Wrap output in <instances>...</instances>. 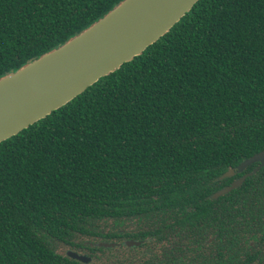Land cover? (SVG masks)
Returning <instances> with one entry per match:
<instances>
[{
    "label": "trees",
    "instance_id": "obj_1",
    "mask_svg": "<svg viewBox=\"0 0 264 264\" xmlns=\"http://www.w3.org/2000/svg\"><path fill=\"white\" fill-rule=\"evenodd\" d=\"M119 1L0 0V75ZM262 149L264 0H197L139 55L0 142V264H251L239 251L244 217L264 215V165L212 195ZM123 238L145 239V256L155 242L161 259L125 263L97 245Z\"/></svg>",
    "mask_w": 264,
    "mask_h": 264
},
{
    "label": "water",
    "instance_id": "obj_2",
    "mask_svg": "<svg viewBox=\"0 0 264 264\" xmlns=\"http://www.w3.org/2000/svg\"><path fill=\"white\" fill-rule=\"evenodd\" d=\"M197 0H121L64 43L0 75V142L45 117L84 91L100 77L139 55L167 32ZM258 162L264 149L241 161L242 171ZM229 168L222 176L234 174ZM247 174L220 189L214 197L239 186ZM140 242L126 239V246ZM114 247L115 242H97ZM66 255L83 263L91 257L74 250Z\"/></svg>",
    "mask_w": 264,
    "mask_h": 264
},
{
    "label": "flooded vegetation",
    "instance_id": "obj_3",
    "mask_svg": "<svg viewBox=\"0 0 264 264\" xmlns=\"http://www.w3.org/2000/svg\"><path fill=\"white\" fill-rule=\"evenodd\" d=\"M252 164H255V167H256L259 163L258 162H255V163H252ZM242 172L243 173L240 176H236V173L235 172H234V174H232L230 176H222L221 175V178H226V177H233V178L229 181V183L224 184L217 191H219L220 189H222V188L230 185L233 181L237 180L238 178H240L241 176H243L245 174H247L246 177L252 174V171H246V170L244 171L243 170ZM217 191H215L213 193L212 198L216 199V198H219L220 196H222V195L227 194L228 192H230V191H228L226 193H223V194H220V195L214 197V194ZM221 218L222 219H226V223H224L222 225V227H226L227 224L229 226H231V227H234L233 226V223L232 224H229V222L233 218H236V217H234V216H222ZM244 218H247L249 220L248 223L245 225V228H246L245 231L242 233L243 235H246L247 241H246V247L243 248L242 250H240L239 252L240 253H249V254L253 255V259H252V263L251 264H259L260 263V260L261 261H264V215H251V216H245ZM219 227H221V224H218L217 225V228H219ZM171 236H175V234L172 233ZM129 239H133V240H136V241H139L140 242L138 245H134L137 248L138 247H146L145 245H143L145 243V241H146L145 239H134V238H129ZM217 240H218L217 235L216 234H212V235H210L207 238V244L208 245H214ZM172 241H173V239L170 240V242H172ZM154 244L155 245H153V246L150 247V252H152L153 255H151V254H150V256L149 255L148 256H143L142 255V256H140V260L141 261L143 259L147 261V259L149 257V258H152L153 259V263H157L158 260L161 259V257L159 256V253H158L160 251V248L156 245L155 242H154ZM128 247H132V246H128ZM167 249H168V251L169 250H172L169 247ZM145 251L149 252L148 249H146ZM212 251L214 253H217V252H220V251L228 252V250H225V249L222 250L220 248H217V249L216 248H213ZM167 257L172 258L171 257V254L169 256H167ZM146 261H142V262H146Z\"/></svg>",
    "mask_w": 264,
    "mask_h": 264
},
{
    "label": "rangeland",
    "instance_id": "obj_4",
    "mask_svg": "<svg viewBox=\"0 0 264 264\" xmlns=\"http://www.w3.org/2000/svg\"><path fill=\"white\" fill-rule=\"evenodd\" d=\"M108 230H111L110 229V226H109V228H108ZM125 239H127V238H123V239H121V240H116V241H111V242H116L117 243V245L116 246H114V247H106V248H119V254H120V261H123V262H125L126 263V261L127 260H129L130 259V255H132L133 254V257L132 258H134V256L136 255V254H138V256L140 257V256H142L143 255V253L145 252V250L147 249V247H139V248H136V246H132V247H135L134 249H132V251H130V253H129V251L127 250V248H129L128 246H125L124 244H123V242H124V240ZM131 248V247H130ZM70 248H69V246H67V245H63V246H60L59 247V250L61 251V252H66L67 250H69ZM75 251H77V250H75ZM77 252H79V251H77ZM88 252L89 251H87V250H82V254H88ZM79 253H81V252H79ZM136 253V254H135ZM99 254H101L100 252H99ZM106 256H107V253L104 255V257H102L100 260H98V262H106L107 261V258H106ZM143 256H145V255H143ZM146 256H148V255H146Z\"/></svg>",
    "mask_w": 264,
    "mask_h": 264
}]
</instances>
